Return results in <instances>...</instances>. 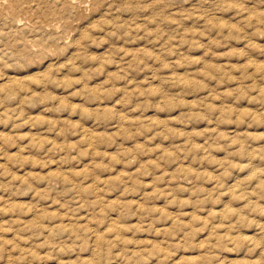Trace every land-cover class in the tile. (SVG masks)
<instances>
[{"label": "rangeland", "instance_id": "374dc122", "mask_svg": "<svg viewBox=\"0 0 264 264\" xmlns=\"http://www.w3.org/2000/svg\"><path fill=\"white\" fill-rule=\"evenodd\" d=\"M0 264H264V0H0Z\"/></svg>", "mask_w": 264, "mask_h": 264}, {"label": "bare ground", "instance_id": "6f19581e", "mask_svg": "<svg viewBox=\"0 0 264 264\" xmlns=\"http://www.w3.org/2000/svg\"><path fill=\"white\" fill-rule=\"evenodd\" d=\"M6 3V2H5ZM35 27V26H34ZM36 30V29H35Z\"/></svg>", "mask_w": 264, "mask_h": 264}]
</instances>
